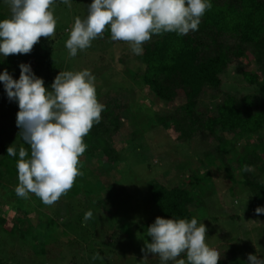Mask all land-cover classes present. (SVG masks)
<instances>
[{
    "label": "rangeland",
    "instance_id": "1",
    "mask_svg": "<svg viewBox=\"0 0 264 264\" xmlns=\"http://www.w3.org/2000/svg\"><path fill=\"white\" fill-rule=\"evenodd\" d=\"M91 2L92 0H70L71 7H69L61 0H55L51 9L57 22L55 35L48 38L49 41L47 39L46 44L52 49L50 61L56 67L57 73L50 74L49 82L44 81L43 78L42 80L44 86L51 90V84L60 71L75 72L87 69L95 77L97 99L117 92L124 94L123 101L127 104V109L124 112L125 118L121 122V129L107 140L122 161L116 163L107 158L103 162H107L108 165H102L99 151H95L91 157H80L79 168L84 174L77 177L67 194L51 206H41L40 199L34 200L33 197L36 196L33 194H29L27 199V203L31 204L30 212L25 214L12 213V210L9 211L5 205L0 204V214L6 212L2 216L4 223L13 222L19 233L25 234L22 242L13 245L11 264H20L18 258L30 255V248L34 251L38 250L42 234L44 237L47 236L46 241L57 239L59 245H63L62 247L67 250L69 247L67 244L73 242L71 248L73 252L67 256L47 253L44 258L40 257V261H26L22 264H72L70 261L73 260V254L77 253L79 247L84 246V237L87 240L86 247L95 248L97 236L91 235V230L98 235L97 230L101 226L104 230L107 228L111 230L110 226L113 228L116 226L110 222L111 218L106 213L91 211V208H95L93 204L99 199L106 198L107 195L111 199L108 203L111 211L116 212L113 219L124 224L126 233L130 235L129 243L132 242L135 247L141 241L135 229V223L155 220L159 216L149 200L146 191L147 182L153 180L171 187L180 184L190 174L197 176L200 183L193 192L194 201L189 209L207 228L206 243L220 253L231 247L247 257L251 254L264 259V213L259 215L255 213L257 207H264V199L253 202L243 186L231 183L218 159H213L211 156V160L205 161L206 157H203L202 153L208 152L214 144L204 138V135L185 144H179L174 141L176 133L174 135L168 128L154 125V116L170 114L174 107L184 102V97L178 93L170 104L159 102L146 88L141 87L131 74L126 75L123 69L134 71L138 65L131 56L130 47L126 42L123 45H113V43L102 45L93 40L91 47L84 50L86 52L84 55L69 56L65 47L69 30L76 17L86 18L87 7ZM0 16L4 19L10 17L9 7L4 0H0ZM122 56L127 57L124 65L117 62ZM3 58L0 56V60ZM244 58L245 62H233L220 76L219 91L207 90L200 96L197 107L199 112L213 114L214 107L223 99L224 92L240 98L249 91L246 88L247 85L241 80V72L258 74L259 71L258 66L248 55ZM18 111L17 102L9 100L2 83L0 85V143L21 146L18 135L20 129L16 126ZM135 132H137L136 135ZM223 136L227 143L223 152H226L224 158L229 171L236 172L237 164L245 156L246 150L250 153L254 149L253 152L260 154L264 165V153H260L264 148V142L254 148L252 144L255 142L251 137ZM259 138L264 139V136ZM209 161H212V165L208 164ZM205 174H208V179ZM235 177L240 179L239 176ZM94 182H98L99 186L93 184ZM262 182L264 184V172ZM3 184L6 183L3 182ZM11 190H14L13 186ZM7 192L4 194L8 195ZM0 193L3 191L0 190ZM30 198L31 202H29ZM10 201L8 200V204ZM56 206L63 209L55 211ZM88 211L92 212V217L85 221L84 216ZM46 218L51 219L49 225L44 222ZM49 231L54 234L47 233ZM117 235L122 236L119 232ZM7 239L6 236L0 235V257L9 261L7 258L10 257L8 253L10 243ZM133 258L137 262L141 261V264H159L160 262L159 258L153 255H148L147 261H142L144 257L134 256ZM113 263H120V258L115 259Z\"/></svg>",
    "mask_w": 264,
    "mask_h": 264
},
{
    "label": "trees",
    "instance_id": "2",
    "mask_svg": "<svg viewBox=\"0 0 264 264\" xmlns=\"http://www.w3.org/2000/svg\"><path fill=\"white\" fill-rule=\"evenodd\" d=\"M209 2L212 7L201 18L197 31L189 32L187 35L176 33L153 35L152 39L143 45L141 55H134L131 52V56L138 63L135 70L130 71L127 68L123 70L126 75L131 74L137 83L146 88L159 102L170 104L180 93L184 97V102L174 107L166 116H154V125L168 128L174 135L176 133L174 141L179 144H185L204 135V138L214 144L208 152L202 153L203 157H206L205 161L211 160V156L213 159H218L220 165L223 166L224 173L228 175L227 179L229 178L231 183L243 186L255 202L264 199V184L262 182L264 165L260 154L253 152L254 149L250 153H247L246 150L245 156L237 164L236 172L232 173L224 158L226 152H223V148L227 143L223 135L251 137L255 142L252 144L254 148L264 142V139L259 138V136H264V0H209ZM0 19L2 21L4 18L0 16ZM46 40V38L40 39L30 54L4 57L3 60H0V73L6 70L14 80H18L19 65L27 64L37 78H43L44 81L49 82L50 74L56 75L57 72L53 62L50 61L52 49L47 46ZM95 42L102 45L107 43L123 45L125 43L112 41L108 30L104 32L103 38H97ZM78 52L77 55L86 53L84 50ZM245 55L255 62L259 71L258 74L241 72V80L247 85L246 88L249 91L240 98H235L230 93L224 92L223 99L215 105L213 114L199 112L197 107L200 96L207 90L219 91L220 76L233 62H245ZM126 58L122 56V58H118L117 62L124 65L127 61ZM258 75H261L260 78ZM123 98L124 94L117 92L98 99L105 109L101 114V121L95 124L89 134L84 137L87 149L83 156L91 157L95 151H99L100 161L105 166L108 164L103 161L107 158L111 162L122 161L120 155L112 145L107 143V140L121 129V122L125 118L124 112L127 109ZM19 133L20 131H18V135ZM134 134L136 135L137 132ZM19 142L21 146L0 143V190L3 191L0 193V204L5 205L7 210H12V213L25 214L30 212L29 205L31 204L27 203V199L19 198L15 191L11 190V186L15 189L18 184L15 165L19 159V148L24 147L29 150L30 154L29 145L24 143L20 135ZM9 146L17 150V156L7 155ZM260 153H264V148ZM209 162L208 164L212 165V161ZM245 165L249 166L251 170L245 171ZM80 171L83 175V171L81 169ZM193 175H187L180 184L171 187L153 180L147 182L146 191L154 210L159 214L158 217L188 220L195 218V214L189 207L194 201L193 192L196 191L200 180ZM207 175L205 174L206 178ZM234 176H239L240 179L234 178ZM93 184L99 186L98 182ZM72 190L75 192L74 189ZM4 192H7L8 195H5ZM36 198L33 197L34 200ZM8 200H11L9 204ZM109 200L111 199L108 195L104 199H99L93 204L95 208H91V211L106 213L111 218L110 222L116 226L114 228L110 226L111 230L109 228L104 230L101 226L97 230L98 235L91 230V235L97 236L95 248H87V240L84 237V246L79 247L77 253L73 254V260L70 261L72 264H114L113 261L119 258L120 263L118 264H141V261L137 262L133 257H144L141 250L144 248L145 242L151 243V237L147 236V228L155 220L135 223V229L141 241L133 247V243H129L130 235L128 236L126 233L124 224L113 219L116 212L111 211ZM29 202H31V198ZM40 203L41 206H45L41 200ZM54 209L57 211L63 207L56 206ZM4 214L3 212L0 214V235L8 238L10 257L7 258L9 261L0 257V264H11L13 245L22 242L25 234L19 233L13 222L11 224L10 222L4 223L2 218ZM204 215L206 217V214ZM50 221V218H46L44 222L49 225ZM115 221H118V224ZM118 232L122 236L117 235ZM46 237L42 234L38 250L34 251L30 248V255L18 258L20 264L26 261H40V257L44 258L47 253L67 256L73 252L71 250L73 242L67 244L69 246L67 250L63 248V245H59L57 239L49 242L46 241ZM110 239L112 240L109 241ZM24 244L27 245L26 242ZM70 244L72 245L70 246ZM128 253H130L129 256ZM94 256L97 258L93 259ZM220 256L218 264H249L247 255H242L239 250L231 247L227 248L225 252H221ZM156 257L158 258V256Z\"/></svg>",
    "mask_w": 264,
    "mask_h": 264
},
{
    "label": "clouds",
    "instance_id": "3",
    "mask_svg": "<svg viewBox=\"0 0 264 264\" xmlns=\"http://www.w3.org/2000/svg\"><path fill=\"white\" fill-rule=\"evenodd\" d=\"M10 17L0 21V56L30 54L40 38L55 35V0H4ZM71 7L70 0H61ZM209 0H92L86 18L76 17L65 47L70 57L91 47L92 41L110 31L112 41L126 42L134 55L143 53V45L153 35L197 31L201 18L211 9ZM14 80L5 70L0 82L9 100L19 111L16 126L29 150L19 148L16 161L18 184L15 194L28 199L35 195L46 206L58 202L73 187L80 171V157L92 127L101 121L105 106L96 95L95 77L87 69L60 71L51 84L37 78L27 64H20ZM7 155L17 156L9 146ZM245 171L251 170L244 166ZM257 215L264 207L255 209ZM92 217L85 213L84 220ZM257 223L256 221H252ZM207 228L196 218L157 217L147 228L151 243L145 242L144 259L158 256L160 264H218L220 253L206 243ZM97 257H93L96 259ZM249 264H264V259L248 255Z\"/></svg>",
    "mask_w": 264,
    "mask_h": 264
}]
</instances>
